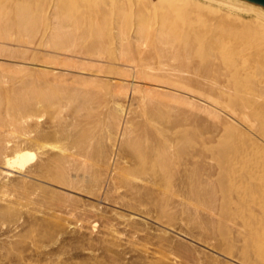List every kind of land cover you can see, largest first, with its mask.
I'll return each instance as SVG.
<instances>
[{"label":"rangeland","instance_id":"obj_1","mask_svg":"<svg viewBox=\"0 0 264 264\" xmlns=\"http://www.w3.org/2000/svg\"><path fill=\"white\" fill-rule=\"evenodd\" d=\"M181 1L214 11L197 14L212 25L239 12L214 0ZM64 2L72 6L67 21ZM148 2L146 23L138 12ZM240 3L247 5L232 0ZM162 4L0 0L4 23H32L0 39V157L21 150L31 158L16 168L0 160V264H264L263 214L254 209L264 192L254 190L250 202L222 186L229 157L238 178L249 154L264 157L260 127L187 94L154 91L131 63L116 60L143 23L154 32ZM65 33L69 41L57 45ZM25 97L20 111L8 101ZM258 159L248 167L254 185Z\"/></svg>","mask_w":264,"mask_h":264},{"label":"bare ground","instance_id":"obj_2","mask_svg":"<svg viewBox=\"0 0 264 264\" xmlns=\"http://www.w3.org/2000/svg\"><path fill=\"white\" fill-rule=\"evenodd\" d=\"M93 1L98 2L100 0ZM214 1L219 5L236 8L239 12L230 22L224 23V25L219 22V24L212 25V23L204 21V19H199L197 15L201 13L202 15L213 16L214 11L210 9L202 8L187 1L157 0L158 3L163 4L159 6V19H157L158 23H156L154 32L144 30L145 28L143 27L145 24L143 23L144 26L138 30L139 34L137 33V35L139 36L137 39H134L133 42H121V55H119L116 60L122 62L124 65L126 63H131L136 79L143 80L144 82L149 81L155 84L154 91L158 89H162L163 91V89H165L171 92L174 97L183 93L187 94L194 99L207 103L211 108L221 109L227 113V115L236 117L252 128L259 126L261 129L260 135L264 138V52L262 53L263 55L256 53L252 60H245L253 50L260 48V46H264V12L259 6L251 4L242 5V3H240L238 5H233L232 0ZM151 5L152 4L149 2L146 3V7L138 12L140 18L144 17V22H146L145 17H148V14H150L148 11ZM71 7L69 2L61 7L63 20L67 21L66 16L72 11ZM77 7L80 8L79 6ZM22 9L24 8L22 7ZM118 9L121 11L122 8ZM223 9H225V7ZM226 10L228 11L229 9ZM240 12L251 14L252 17L243 18L239 15ZM24 17L21 16L20 19L24 21ZM5 18L6 16L2 19L0 15V39H7L8 34L15 28L23 32L32 29V23L30 24V29H28L26 21L19 25H12V22L9 24L10 21L4 23L2 20ZM148 18H150V16ZM140 22L142 24L143 21ZM147 27L148 26H146V28ZM66 34L67 33L60 35L56 34L58 36L54 37V42L57 43V45L64 44L65 46V43L69 41L67 40V35L69 36V34ZM147 43L150 45L149 52L144 51V46H148ZM93 50H96L97 53V49L93 48ZM98 50L100 51L101 49ZM136 79L135 81H137ZM239 79H244L246 83L248 82L250 87L245 86V88H240L238 84ZM36 85L34 86L36 87ZM44 92H42V94ZM8 101L11 102V107L15 110L17 109L16 111H20V108L25 107L23 106L25 104L27 106L29 102L28 99L21 100L18 98H8ZM2 102L3 100L0 97V104ZM8 109H10V107L6 108V110ZM170 150L171 146H166L164 149L160 150L161 155L165 156ZM28 153L21 150L15 151L13 155H11L12 157H0L2 158L0 160L6 167H22L31 159ZM234 157L236 156L232 155V157L224 161V170H222L224 172V178L222 180V186L229 192L245 194V196H247L246 201L248 200V195H250V202H255L256 198L253 196V191L258 189L264 192V166L259 168L260 171H257L258 173L261 172L262 176H260V182L255 185L252 182L253 173L248 170V167L253 161L252 158L259 161L258 158L264 159V157L259 156L258 153L249 154L250 158L248 157L247 160L243 161L245 169L241 176L238 175L239 178L234 175V170L238 164V161L234 160ZM166 159L163 160L166 162V165H168L167 162L170 161ZM171 169L172 168H170V170ZM256 169H258V167ZM261 192L259 191V193ZM258 201H261V199H258ZM261 202L262 203L259 202L256 204L257 206H255L256 208L254 207V209H258V211L263 214L264 222V200ZM262 227L260 226L258 228ZM263 233L262 231V234ZM258 242L261 241L257 240V243ZM257 248L259 256L264 259V247L257 246Z\"/></svg>","mask_w":264,"mask_h":264},{"label":"water","instance_id":"obj_3","mask_svg":"<svg viewBox=\"0 0 264 264\" xmlns=\"http://www.w3.org/2000/svg\"><path fill=\"white\" fill-rule=\"evenodd\" d=\"M238 1L259 6L262 10H264V0H238Z\"/></svg>","mask_w":264,"mask_h":264}]
</instances>
